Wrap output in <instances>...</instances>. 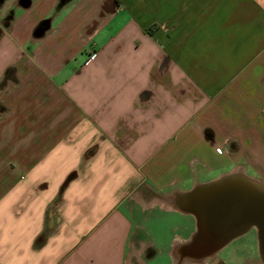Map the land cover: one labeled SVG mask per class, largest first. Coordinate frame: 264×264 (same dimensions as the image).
I'll return each mask as SVG.
<instances>
[{"label":"crops","instance_id":"0c3cea01","mask_svg":"<svg viewBox=\"0 0 264 264\" xmlns=\"http://www.w3.org/2000/svg\"><path fill=\"white\" fill-rule=\"evenodd\" d=\"M0 104V264H132L127 166L171 213L212 158L264 177V0H0Z\"/></svg>","mask_w":264,"mask_h":264},{"label":"water","instance_id":"95a60500","mask_svg":"<svg viewBox=\"0 0 264 264\" xmlns=\"http://www.w3.org/2000/svg\"><path fill=\"white\" fill-rule=\"evenodd\" d=\"M167 203L194 219L189 239L172 249L175 264H203L233 240L253 229L264 264V183L231 171L189 190L173 193ZM175 259V261H174Z\"/></svg>","mask_w":264,"mask_h":264},{"label":"rangeland","instance_id":"374dc122","mask_svg":"<svg viewBox=\"0 0 264 264\" xmlns=\"http://www.w3.org/2000/svg\"><path fill=\"white\" fill-rule=\"evenodd\" d=\"M167 149L168 148H149V150L151 151L149 153L150 154L153 153L155 154V156L162 157V155H164V152H166ZM97 155H98V148H94L91 149L89 153L86 152L83 155V159L87 161L93 156H97ZM113 157L114 156H112L111 158L112 163L114 162ZM163 158H166V156L164 155ZM212 160H213V165L217 167L202 172L203 174L199 180L202 179L204 180V182L206 181L208 182L219 177L222 174L228 173L229 171L231 172V167H225V166L218 167L220 165V160L218 159V157L212 158ZM129 162L130 161L127 160V163ZM163 162L164 161H159L157 163L160 166H162L161 163ZM158 170L159 171L153 172L152 177L154 179L157 180L160 179L162 182H165L170 178L171 174H169L167 171L162 170L161 167H159ZM199 170H200L199 167L195 166V172L198 173ZM232 171L242 172L246 176L264 183V177H262L260 174L256 173L255 171H251V170L248 172L249 174L248 173L246 174L244 172V166L242 165L239 164L236 165ZM142 175H143L142 169H140V167L137 168L136 172H134L133 170L130 169L129 166H127L124 173L120 175V177H122L121 180L123 184L126 183L124 186L122 185L123 194L125 193V195L128 196V203L135 207H139L138 204L135 203L136 201L134 199V195L137 193L144 195L146 202L149 201L147 202V204L151 203V205H153L155 203V201L152 202L148 200L151 198L152 195L151 192L153 190L148 188L147 186L148 182H146L142 178ZM204 182H199V183H204ZM189 187L191 188L192 186L188 185L187 188ZM175 189H178V186L171 185L168 187V191L159 190L153 195L160 198V196H162L163 193L165 192L169 193V191L172 190L175 191ZM148 193L150 194V196H147ZM160 203L163 204L161 205L162 207H166L163 202ZM58 205H59V198L56 197L49 204V208H48L49 212L56 214ZM148 207L144 208L145 211H140L139 209L133 210V212H135L134 213L135 215L131 217L133 225H140L144 227L143 229L145 230L144 232L139 231L140 237H142L144 240L140 242V244H135L136 249H131V248L127 249L128 250L127 252L129 253L133 251L130 255L132 256L130 257L132 264H139L137 260L139 257H148L152 255H153L152 257L155 259V263L153 264H164L167 261V255H166L167 248L165 245L169 240V237L173 236L174 234L185 235L184 223L185 220L189 218L186 217L187 215H182L178 212L171 213V212L162 211L161 209H159L158 206H154L158 208H152V209ZM168 207L171 208L169 204ZM121 210L126 211V208H122ZM158 227H161V229H159ZM151 243L153 246H151ZM136 251H139L138 254H135ZM216 256L225 262L235 261L234 264H261L257 254V242H256L255 231L251 229L243 236L239 237L236 240H233L226 247H224ZM212 258L205 260L203 264L209 262L210 260H212Z\"/></svg>","mask_w":264,"mask_h":264},{"label":"trees","instance_id":"16d2710c","mask_svg":"<svg viewBox=\"0 0 264 264\" xmlns=\"http://www.w3.org/2000/svg\"><path fill=\"white\" fill-rule=\"evenodd\" d=\"M6 80H12L15 81V78L13 76V70H8L5 73V77L3 78V81L1 82V85L6 81ZM6 113V109L0 104V116Z\"/></svg>","mask_w":264,"mask_h":264},{"label":"built area","instance_id":"2783aa9c","mask_svg":"<svg viewBox=\"0 0 264 264\" xmlns=\"http://www.w3.org/2000/svg\"><path fill=\"white\" fill-rule=\"evenodd\" d=\"M91 59H92V56H90V57L87 59L86 63H89V62L91 61Z\"/></svg>","mask_w":264,"mask_h":264},{"label":"bare ground","instance_id":"6f19581e","mask_svg":"<svg viewBox=\"0 0 264 264\" xmlns=\"http://www.w3.org/2000/svg\"><path fill=\"white\" fill-rule=\"evenodd\" d=\"M174 261H175V259H174ZM173 264H175V263H173Z\"/></svg>","mask_w":264,"mask_h":264}]
</instances>
